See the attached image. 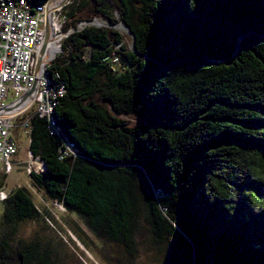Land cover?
Returning a JSON list of instances; mask_svg holds the SVG:
<instances>
[{"label": "trees", "instance_id": "obj_1", "mask_svg": "<svg viewBox=\"0 0 264 264\" xmlns=\"http://www.w3.org/2000/svg\"><path fill=\"white\" fill-rule=\"evenodd\" d=\"M65 7L63 30L74 31L47 66L65 87L56 134L29 114L28 149L44 165L29 173L32 187L128 250L143 211L154 237L187 264H264V0ZM94 18L121 21L134 48L116 29H78ZM2 203L5 229L39 217L26 187ZM12 238L0 236V264L12 258ZM18 251V264H53L37 245Z\"/></svg>", "mask_w": 264, "mask_h": 264}, {"label": "rangeland", "instance_id": "obj_2", "mask_svg": "<svg viewBox=\"0 0 264 264\" xmlns=\"http://www.w3.org/2000/svg\"><path fill=\"white\" fill-rule=\"evenodd\" d=\"M74 1L64 0L62 6L67 4L69 8ZM92 21L96 26L118 30L123 36L125 47L133 49L132 36L121 21L115 24L103 18H94ZM84 23L85 21L78 24L82 28ZM12 100L13 97L9 94L4 103ZM31 112L21 114L14 120L11 138L17 145V153L11 160V171L0 172V192L7 196L18 187H26L40 214L35 220L5 229L2 221L4 204L0 200V236L4 231H11L13 236L12 258L7 264H18V247L29 245H37L40 253H46L53 264H187L181 260L176 245L174 247L169 240L159 241L154 237L143 211L137 215L133 249L128 250L96 237L77 215L46 200L42 193L33 188L29 171L37 172L42 168L34 164L35 158L29 154V134L21 125Z\"/></svg>", "mask_w": 264, "mask_h": 264}, {"label": "built area", "instance_id": "obj_3", "mask_svg": "<svg viewBox=\"0 0 264 264\" xmlns=\"http://www.w3.org/2000/svg\"><path fill=\"white\" fill-rule=\"evenodd\" d=\"M63 7L53 5L52 0L35 7L27 0H0V172L11 171V160L17 153V145L11 138L17 116L33 110L48 119L50 134H56L52 113L57 99L65 93V87L60 80L51 81L47 66L60 53L64 38L74 31L72 27L63 30L66 20ZM91 22L85 21L82 26L94 25ZM47 24L48 40L42 61L38 63ZM77 27L80 29V24ZM120 45L115 44L114 49L118 50ZM109 60L115 69L122 64L114 52ZM55 75L59 77L57 73ZM9 94L13 100L4 103ZM21 125L29 130V116ZM34 164L43 170L44 165L38 159ZM5 198L6 195L0 192V200Z\"/></svg>", "mask_w": 264, "mask_h": 264}, {"label": "water", "instance_id": "obj_4", "mask_svg": "<svg viewBox=\"0 0 264 264\" xmlns=\"http://www.w3.org/2000/svg\"><path fill=\"white\" fill-rule=\"evenodd\" d=\"M63 3L64 2H62V3H60V5H63ZM48 30H49V28H48V24L46 25V32H45V38H44V42H43V44H42V48H41V50H40V52H39V56H38V58H37V61H38V63H40L41 61H42V57H43V53H44V50H45V46H46V43H47V40H48ZM128 31L130 32V34H131V36H132V41H134V38H133V35H132V33H131V31L128 29ZM134 44V43H133ZM134 46V45H133ZM134 48V47H133ZM17 105H19V103L18 104H16V106ZM44 168V167H43Z\"/></svg>", "mask_w": 264, "mask_h": 264}, {"label": "bare ground", "instance_id": "obj_5", "mask_svg": "<svg viewBox=\"0 0 264 264\" xmlns=\"http://www.w3.org/2000/svg\"><path fill=\"white\" fill-rule=\"evenodd\" d=\"M53 1V5H56V4H60L62 3L64 0H52ZM59 1V2H58ZM58 2V3H56ZM119 27V26H118Z\"/></svg>", "mask_w": 264, "mask_h": 264}]
</instances>
